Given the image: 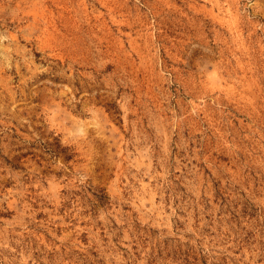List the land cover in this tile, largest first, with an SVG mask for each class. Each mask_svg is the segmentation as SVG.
<instances>
[{"label":"rangeland","instance_id":"rangeland-1","mask_svg":"<svg viewBox=\"0 0 264 264\" xmlns=\"http://www.w3.org/2000/svg\"><path fill=\"white\" fill-rule=\"evenodd\" d=\"M0 264H264V0H0Z\"/></svg>","mask_w":264,"mask_h":264}]
</instances>
